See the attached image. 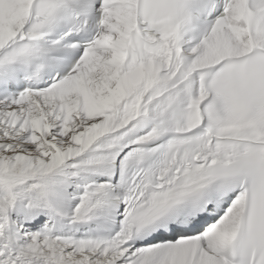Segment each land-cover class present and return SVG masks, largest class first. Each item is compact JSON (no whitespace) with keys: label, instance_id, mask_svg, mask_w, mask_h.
Masks as SVG:
<instances>
[{"label":"snow or ice","instance_id":"obj_1","mask_svg":"<svg viewBox=\"0 0 264 264\" xmlns=\"http://www.w3.org/2000/svg\"><path fill=\"white\" fill-rule=\"evenodd\" d=\"M0 264H264V0H0Z\"/></svg>","mask_w":264,"mask_h":264}]
</instances>
